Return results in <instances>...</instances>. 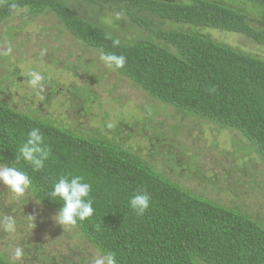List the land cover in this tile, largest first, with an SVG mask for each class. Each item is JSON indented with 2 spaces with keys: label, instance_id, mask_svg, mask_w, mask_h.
<instances>
[{
  "label": "trees",
  "instance_id": "1",
  "mask_svg": "<svg viewBox=\"0 0 264 264\" xmlns=\"http://www.w3.org/2000/svg\"><path fill=\"white\" fill-rule=\"evenodd\" d=\"M69 1L125 17L144 36L121 42L63 0L0 1V24L20 13L54 15L86 49L124 55V67L112 68L132 86L177 112L238 134L264 165V60L196 32L233 33L264 48V22L212 0ZM239 1L264 11V0ZM33 128L50 149L39 171L15 162ZM0 164L27 173L29 194L57 214L62 201L48 197L56 180L71 174L90 183L94 214L70 226L107 263L111 257L114 264H264V226L240 210L185 190L109 140L78 135L2 102ZM138 191L150 197L143 215L129 205ZM0 264L12 263L0 252Z\"/></svg>",
  "mask_w": 264,
  "mask_h": 264
},
{
  "label": "rangeland",
  "instance_id": "2",
  "mask_svg": "<svg viewBox=\"0 0 264 264\" xmlns=\"http://www.w3.org/2000/svg\"><path fill=\"white\" fill-rule=\"evenodd\" d=\"M63 1L121 42L144 36L125 17ZM212 1L264 22V11L242 1ZM196 32L264 60V48L245 37ZM31 72L43 77L38 86L28 83ZM0 102L78 135L122 146L185 190L236 208L264 226V165L246 142L151 99L75 41L52 14L30 18L20 13L0 24ZM56 215L28 191L17 196L0 184V252L12 264H108L72 226L56 223ZM18 247L23 252L16 257Z\"/></svg>",
  "mask_w": 264,
  "mask_h": 264
},
{
  "label": "clouds",
  "instance_id": "3",
  "mask_svg": "<svg viewBox=\"0 0 264 264\" xmlns=\"http://www.w3.org/2000/svg\"><path fill=\"white\" fill-rule=\"evenodd\" d=\"M18 5L13 3L11 8L17 9ZM115 43H119L116 41ZM100 59L106 66L123 68L126 63L124 55L115 53L100 52ZM31 79L28 81L33 86H38L43 77L38 72H31ZM18 155L15 162L20 160L29 164L34 171H39L44 167L48 159L50 149L45 146L44 138L39 128H33L27 134V139L18 149ZM0 184L17 196H23L32 187V181L27 173L19 170L14 165L9 167L0 164ZM91 185L84 181L79 175L61 176L52 185L48 197L52 200L62 201L58 214L53 218L61 226L75 225L78 221L83 222L94 214L93 201L90 198ZM132 210L137 214L143 215L150 206V197L146 192L138 191L129 201ZM23 249H15V256L19 257ZM96 264H103V260H97ZM108 264H114L111 257L108 258Z\"/></svg>",
  "mask_w": 264,
  "mask_h": 264
}]
</instances>
